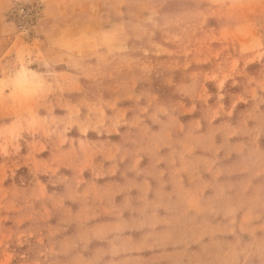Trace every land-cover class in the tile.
<instances>
[{"label": "rangeland", "instance_id": "obj_1", "mask_svg": "<svg viewBox=\"0 0 264 264\" xmlns=\"http://www.w3.org/2000/svg\"><path fill=\"white\" fill-rule=\"evenodd\" d=\"M0 2V124L49 62L75 77L54 115L125 121L0 155V264H264V0ZM82 139L103 151L81 172Z\"/></svg>", "mask_w": 264, "mask_h": 264}, {"label": "clouds", "instance_id": "obj_2", "mask_svg": "<svg viewBox=\"0 0 264 264\" xmlns=\"http://www.w3.org/2000/svg\"><path fill=\"white\" fill-rule=\"evenodd\" d=\"M79 67L78 63L74 64ZM33 87L24 94H17V107L22 109V113L18 111L16 119L11 123L0 124V155L8 156L12 152H18L20 149L19 141L30 135L35 137L37 134L45 138H55L57 147L63 146L65 143H71L66 135L72 127H77L82 135L89 131H95L101 134L103 131H118L119 127L125 123L123 114L116 111L113 104H107L100 101L83 102L73 104L71 102H62L59 104L64 109L63 115H54L53 107L61 99L66 91V81L75 82V77H68L66 74L55 73L51 68V62L48 65H41L36 68L31 76ZM112 109L114 114L108 116L106 107ZM0 106L7 112L13 106L8 102V98H0ZM38 108H46L47 114L37 115ZM87 109L85 114L84 110ZM79 150L84 153L86 160L80 171L84 167H89L91 157L97 152L103 151V146L94 147L87 140H80ZM71 151H75L73 148ZM62 155H69L63 153ZM105 173L103 171H95V178H101ZM82 181L77 180L75 185H70L69 197L72 198L76 194H80L79 187ZM95 185V184H93ZM95 195L101 202L107 200L113 195L111 189L105 186L95 185ZM89 193H83L87 196Z\"/></svg>", "mask_w": 264, "mask_h": 264}, {"label": "crops", "instance_id": "obj_3", "mask_svg": "<svg viewBox=\"0 0 264 264\" xmlns=\"http://www.w3.org/2000/svg\"><path fill=\"white\" fill-rule=\"evenodd\" d=\"M44 1L47 3L48 11H50L51 13L55 12V11H60L61 8L63 9L65 7L64 5H67V4L60 3V0H44ZM5 3L7 5L6 1H5ZM4 7H5V5L1 6V2H0V12L3 11ZM68 10H70V9H68Z\"/></svg>", "mask_w": 264, "mask_h": 264}]
</instances>
